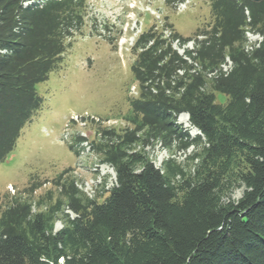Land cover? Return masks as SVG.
<instances>
[{
  "label": "trees",
  "instance_id": "trees-1",
  "mask_svg": "<svg viewBox=\"0 0 264 264\" xmlns=\"http://www.w3.org/2000/svg\"><path fill=\"white\" fill-rule=\"evenodd\" d=\"M207 1L212 20L194 37L167 22L136 37L139 93L123 115L128 126L79 137L114 170L115 184L90 198L74 181H54L59 196L40 211L8 196L0 264H264V0ZM88 14L87 0H0V162L42 104L36 84ZM247 31L261 37L250 48ZM156 143L193 147V166L172 158L156 166L145 151ZM235 185L243 188L236 200ZM36 188L33 179L24 192Z\"/></svg>",
  "mask_w": 264,
  "mask_h": 264
},
{
  "label": "rangeland",
  "instance_id": "rangeland-1",
  "mask_svg": "<svg viewBox=\"0 0 264 264\" xmlns=\"http://www.w3.org/2000/svg\"><path fill=\"white\" fill-rule=\"evenodd\" d=\"M87 4L89 14L81 32L71 38L48 79L35 86L43 99L40 108L0 162V212L10 195L27 198L36 211L45 210L59 196L54 181L62 179L74 181L90 198L105 196L115 184V173L89 150L87 142L97 139L102 128L120 131L128 126L123 115L139 91L131 71L135 38L164 22L179 35L194 37L212 20L207 0H87ZM215 97L217 102L226 101L222 93ZM186 119L184 114L177 117L184 127L189 126ZM197 132L189 130L192 136ZM192 149H167L159 143L145 147L156 166L172 158L186 170L193 166ZM33 179L37 188L28 195L24 190ZM242 191L235 185L230 197L236 200ZM61 225L56 216L54 230Z\"/></svg>",
  "mask_w": 264,
  "mask_h": 264
},
{
  "label": "built area",
  "instance_id": "built-area-1",
  "mask_svg": "<svg viewBox=\"0 0 264 264\" xmlns=\"http://www.w3.org/2000/svg\"><path fill=\"white\" fill-rule=\"evenodd\" d=\"M247 33V36H248V38H249V44L246 46V47H251L250 45H251V43L253 42V43H255L256 41L258 42L259 40H261V37H260V35L259 34H255V35H253L252 33H250V32H246ZM225 68H227V66H224Z\"/></svg>",
  "mask_w": 264,
  "mask_h": 264
},
{
  "label": "water",
  "instance_id": "water-1",
  "mask_svg": "<svg viewBox=\"0 0 264 264\" xmlns=\"http://www.w3.org/2000/svg\"><path fill=\"white\" fill-rule=\"evenodd\" d=\"M251 1H254V2H259V1H262V0H251Z\"/></svg>",
  "mask_w": 264,
  "mask_h": 264
},
{
  "label": "clouds",
  "instance_id": "clouds-1",
  "mask_svg": "<svg viewBox=\"0 0 264 264\" xmlns=\"http://www.w3.org/2000/svg\"><path fill=\"white\" fill-rule=\"evenodd\" d=\"M228 63H230L229 61H228ZM229 65V64H228Z\"/></svg>",
  "mask_w": 264,
  "mask_h": 264
}]
</instances>
